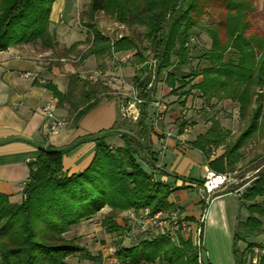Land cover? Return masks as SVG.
<instances>
[{
	"label": "trees",
	"instance_id": "1",
	"mask_svg": "<svg viewBox=\"0 0 264 264\" xmlns=\"http://www.w3.org/2000/svg\"><path fill=\"white\" fill-rule=\"evenodd\" d=\"M55 1L0 0V52L23 44L40 46L43 51L54 50L56 35L50 33L49 27ZM259 1L89 0L87 50L80 60L90 56L112 59L118 53H134L132 64L139 66V76L133 77L132 87L143 100L135 133L120 132L125 124L119 121L108 130L77 138L66 147L38 148L36 160L28 166L29 177L21 203L12 204L7 196L0 194V264H66L74 256L101 263L100 256L91 255L76 237L68 238L67 234L105 209L109 212L103 216L101 225L106 234L116 236L114 258L120 263L201 264L199 253L207 208L203 201L197 226L200 248L184 240L179 233L178 245L168 235H157L129 240L134 245L124 247L123 239L128 240V222L119 226L116 219L123 213L142 208L152 213L179 210L169 203V197L174 191L186 189L183 186L170 189L155 177L165 174L156 169V160L149 152L146 120L158 83L164 82L169 94L187 89L183 96L195 91L207 103L230 101L238 106V116L243 123L238 135L233 136L218 120L210 117L207 131L191 143L193 149L203 154L210 149H224L208 163L210 171L231 173L242 158L241 150L258 135L264 137V35H248ZM215 3L224 12L219 28L202 27L207 9ZM99 13L108 14L121 26L144 28L147 46L143 48L133 36L111 40L103 35L95 25ZM197 28L210 39V48L199 52L196 67L179 80L174 69L190 65L193 53L190 41ZM148 52L152 55L154 75L152 68L146 72L140 70L148 62ZM173 56L177 57V66L172 61ZM69 80L71 86L80 83L83 89L89 87L87 81L81 82L74 76ZM43 87L59 106L68 96L51 83ZM95 94L89 87L78 100L76 111L81 105L82 108L74 116V124L97 107L100 100ZM112 135H120L122 147L107 144V138ZM85 143L95 145L90 164L80 174L67 175L63 172V158ZM140 153L143 154L141 159ZM142 162L149 165L150 171ZM201 185L202 181L195 184L196 188ZM239 196L240 206L245 208L248 218L238 224L233 233V257L235 264H244L243 259L252 258L256 247L264 250V244L257 246L253 242L247 243L243 251L236 246L237 242L256 238L264 232V170L258 172ZM185 221L189 220L185 218ZM258 264H264V253L259 256Z\"/></svg>",
	"mask_w": 264,
	"mask_h": 264
},
{
	"label": "crops",
	"instance_id": "2",
	"mask_svg": "<svg viewBox=\"0 0 264 264\" xmlns=\"http://www.w3.org/2000/svg\"><path fill=\"white\" fill-rule=\"evenodd\" d=\"M88 5L89 0L54 2L49 27L50 33L56 35L57 46L54 50L43 51L40 46L23 44L0 52V194L7 196L12 204H19L23 200L22 191L29 177L28 166L36 160L38 148L66 147L77 138L110 129L119 123L118 96H130L134 91V53H118L112 59L106 57L118 63L116 67L108 66L105 69L98 68L104 57L90 56L84 61L80 60V56L87 50L85 41L88 32L86 25L89 24L86 17ZM98 15L104 14H97L96 19ZM59 51H63L68 57L79 52L80 69L74 70L67 65L58 64L62 60L58 57ZM26 73L31 74V77L25 78L23 75ZM71 76L81 82H89V87L96 91L95 95L100 100L97 107L91 109L76 124L73 118L82 108L81 105L76 111V103L89 87L83 89L80 83H72L71 86ZM45 83H51L60 93L68 94L60 106L43 87ZM187 91L183 89L178 94H169L167 86L158 83L152 99L153 102L160 99L164 101L166 112L157 120L154 118L152 104L149 105L146 120L149 134L146 141L149 152L156 160V166H161V171L165 174H156L155 177L168 184L170 189L181 186L186 188L174 191L169 197V203L189 220L187 222L191 236L202 214L201 194L195 184L203 181L209 170L208 163L222 153L216 150L218 154L212 156L209 150L203 154L191 147V143L207 131L210 122L195 115L198 107L193 96L195 91L183 96L182 93ZM50 103L54 106L55 116L65 124L58 135L48 132L44 117L39 111ZM123 131L124 128L120 130ZM106 142L110 147L123 146L120 135H112ZM94 150L93 143H85L66 155L62 161L63 172L67 175L80 174L90 164ZM142 165L150 171L146 162H142ZM195 191L198 192L197 195ZM220 198H215L213 202ZM108 212V209L103 210L93 219L71 229L67 235ZM121 217L120 215L116 219L119 226H122ZM247 218L248 213L245 220Z\"/></svg>",
	"mask_w": 264,
	"mask_h": 264
},
{
	"label": "rangeland",
	"instance_id": "3",
	"mask_svg": "<svg viewBox=\"0 0 264 264\" xmlns=\"http://www.w3.org/2000/svg\"><path fill=\"white\" fill-rule=\"evenodd\" d=\"M257 12L252 16L251 19V30L248 32V35L256 33L259 35H264V0H260L258 2ZM80 15V14H79ZM224 16V12L221 7L215 3L210 9H207V13L205 14L202 20V27H218L219 23L222 21ZM81 17V16H80ZM96 29L99 30L103 35L110 39H116L122 36H133L136 37L137 40L141 42L142 47H146V39H144V34L146 30L142 27H132L128 28L126 25H119L107 15H98L95 20ZM210 39L205 34V32L197 28L193 31L192 39L190 41V46L193 49V53L191 55L190 65L185 68H180L176 65L177 57L173 56L172 61L174 63L175 75L177 78L184 79L188 74L193 70V68L197 65L196 56L199 52L207 51L210 48ZM87 45H85V48ZM75 56H66L63 51L58 52V57L62 60H59L58 64L67 65L69 68L74 70H79L81 62L78 59L79 52L74 54ZM148 59L147 62V70L152 68V74L154 75L153 61L152 55L148 52L146 54ZM116 61L112 62L109 58H102V63L98 66L99 69H105L108 66L116 67ZM134 76H139V66L132 64ZM93 73V72H92ZM91 73V74H92ZM99 75L98 72H96ZM95 75V74H93ZM100 76V75H99ZM200 80V79H198ZM197 80V81H198ZM197 81H194L197 82ZM89 83V82H88ZM159 84H164L161 82ZM158 87V84L156 88ZM169 92V91H168ZM132 95H137L138 93L135 91L131 92ZM131 95V94H130ZM138 96V95H137ZM194 100L196 102V106L198 104L197 116L203 119V121H208V118L214 117L219 121L221 126L233 134V136L238 135L239 130L242 128L243 123L239 119L238 116V106L236 104L231 103L230 101H223L220 103H216L212 101L210 103L205 102L200 96L199 93H193ZM119 109L122 106V103L126 101L129 96L119 95ZM154 99V97H153ZM152 99V100H153ZM201 100L202 102H197ZM160 102L164 103L161 99ZM119 121L125 124V128L123 134H134L135 133V125L136 122H130L121 117L119 111ZM222 153L224 149L219 148L216 149ZM216 150L211 151L210 155L216 156L218 152ZM242 158L240 162L235 166L233 173V177L236 180L235 183L225 190H221L216 193L212 198L211 203L205 209V215L203 216V233H202V244H201V252L199 253V259L201 264H235L233 257V239L232 235L234 231L237 229L238 224L245 221L247 211L244 207H241L240 201V193H235L237 189H239L244 184H249L253 178L258 174L259 171L264 170V137L263 135H258L253 140H251L242 150H241ZM143 154L140 153L139 158L141 159ZM195 195H197V191H195ZM243 192V191H242ZM227 195V196H223ZM217 197H221L220 199L213 200ZM204 210V211H205ZM126 213H123L121 216L122 223L124 226L127 224ZM201 218V216H200ZM103 221V215L96 220H92L82 226L74 233L67 235L68 238L76 237L78 239V243L87 249L93 256H100L102 259L99 264H122L114 258L115 251V242L117 240L116 236L108 235L105 233L101 223ZM200 221V219H199ZM197 222V225L199 223ZM196 225V226H197ZM178 233L184 240H190L193 245L197 248H200L199 236L196 233V228L192 230L191 236H189V227L185 230H180L176 232L177 240L173 241L178 245ZM155 235L150 234L149 236H143L144 238H153ZM253 242L257 244V246H261L264 244V232L252 239H247L245 242H237L236 246L238 250L243 251L246 248L247 243ZM122 245L124 247H131L134 244L129 242L127 239H123ZM198 250V249H197ZM198 252V251H197ZM244 264H250L249 256H246L243 259ZM66 264H95L93 262L84 260L78 256L71 257L67 260Z\"/></svg>",
	"mask_w": 264,
	"mask_h": 264
},
{
	"label": "built area",
	"instance_id": "4",
	"mask_svg": "<svg viewBox=\"0 0 264 264\" xmlns=\"http://www.w3.org/2000/svg\"><path fill=\"white\" fill-rule=\"evenodd\" d=\"M25 78L31 77V74L26 73L23 75ZM170 91V90H169ZM143 104V100L137 95H130L122 106H120L121 117L130 122H136L140 114V106ZM154 108V118L160 119L166 112V104L160 101H154L151 103ZM41 115L45 120V127L51 135H58L63 131L64 122L55 116L54 106L52 103L43 106L40 110ZM157 170H161V166H156ZM233 173H215L210 170L206 171V175L202 181V185L199 187L201 199L206 206L212 201V198L216 193L221 190H225L229 186L235 183ZM248 186V184L242 185L235 193H240ZM127 222L129 231L126 233L128 240H137L142 236H149L153 234L168 235L172 241L177 240L176 232L185 230L188 228L189 223L185 221V217L179 210H175L171 213H165L162 211L152 213L148 208H142L140 210L128 211ZM196 233L199 234L196 227ZM253 257L250 258V264H258L259 256L264 253V250L257 247L253 250Z\"/></svg>",
	"mask_w": 264,
	"mask_h": 264
},
{
	"label": "water",
	"instance_id": "5",
	"mask_svg": "<svg viewBox=\"0 0 264 264\" xmlns=\"http://www.w3.org/2000/svg\"><path fill=\"white\" fill-rule=\"evenodd\" d=\"M147 63H145V64H143L142 66H141V68H140V70L142 71V72H146V70H147Z\"/></svg>",
	"mask_w": 264,
	"mask_h": 264
}]
</instances>
